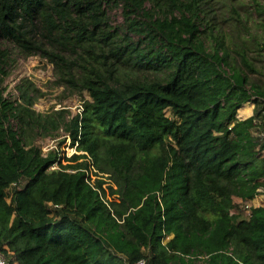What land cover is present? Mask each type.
Wrapping results in <instances>:
<instances>
[{"label": "trees", "instance_id": "1", "mask_svg": "<svg viewBox=\"0 0 264 264\" xmlns=\"http://www.w3.org/2000/svg\"><path fill=\"white\" fill-rule=\"evenodd\" d=\"M112 2L124 5V32L111 23ZM255 10L264 15V0ZM202 12L200 0H0V39L48 59L58 86L90 97L72 116L36 111L43 92L28 78L18 98L5 97L0 50L9 264H264V208L231 214L234 197L264 187V141L251 134L264 130V85L232 67L225 42L207 45ZM248 102L255 111L240 119ZM61 129L85 152L67 164L36 145ZM91 165L103 176L94 184ZM104 176L118 200L106 199Z\"/></svg>", "mask_w": 264, "mask_h": 264}, {"label": "rangeland", "instance_id": "2", "mask_svg": "<svg viewBox=\"0 0 264 264\" xmlns=\"http://www.w3.org/2000/svg\"><path fill=\"white\" fill-rule=\"evenodd\" d=\"M255 1L263 2V0H200L203 10L200 28L208 46L213 44L214 37L225 42L230 52L232 67L243 72L250 83L264 85V15L255 10ZM111 5L109 16L113 27L126 31L123 3L112 2ZM151 7H153L152 4L147 2L146 12H149L148 9ZM150 12L153 16H157L158 13L162 16V12L158 9ZM138 19H143V15H139ZM133 36L137 39L134 34ZM0 50H6L9 55L6 66L9 76L1 86L5 97L18 98L19 92L16 86L23 78H28L43 92L34 105L36 111L40 113L68 109L72 116L80 113L84 102L90 99L86 92L73 93L64 86H58L54 64L48 59L40 55L25 56L15 45L1 39ZM145 75L153 76L148 73ZM124 77V74L120 75V79ZM254 111L255 104L248 102L238 111V117L245 119L252 116ZM170 114V111H167V115ZM14 125L17 127L16 123ZM36 145L41 147L45 155L51 150H58L63 164L69 163L64 160L65 158L75 153H85L77 151L71 145V139L66 138L62 129L55 137L37 138ZM81 161L91 163L90 158H82ZM59 167V164L55 165V169ZM92 178L96 179L94 176ZM104 179H106L104 187L108 191L106 199L118 200L119 195L109 194V187L111 185L115 187V184L107 176ZM243 214L242 212V218H245Z\"/></svg>", "mask_w": 264, "mask_h": 264}, {"label": "built area", "instance_id": "3", "mask_svg": "<svg viewBox=\"0 0 264 264\" xmlns=\"http://www.w3.org/2000/svg\"><path fill=\"white\" fill-rule=\"evenodd\" d=\"M251 134L254 136H257L260 138V142L264 141V130L262 128H253L251 129ZM77 150V149H76ZM84 154V153H83ZM262 155L264 156V151L262 152ZM57 163H55L53 166H51V169H55V165H57ZM94 166H90L88 169V174L91 178H89V182L91 183H95L96 179L101 178L103 176L101 175H97L96 170L94 169ZM92 176L96 177L95 180H93ZM105 177V176H104ZM14 186H16V184H14ZM236 199H238V201H236ZM234 203L236 206H234L231 209V214H236V215H240L242 218V212L244 213V217L246 219L250 218L252 216L253 210L254 209H260V208H264V187H260L255 196L251 199H247L244 200L240 197H234ZM49 205L52 208H58L59 205H55L52 202L49 203ZM170 236L167 237V239H169ZM12 253V252H11ZM0 264H9L8 261V257L0 250ZM138 264H146V260L145 259H141Z\"/></svg>", "mask_w": 264, "mask_h": 264}]
</instances>
